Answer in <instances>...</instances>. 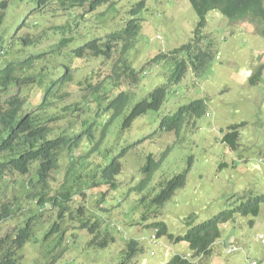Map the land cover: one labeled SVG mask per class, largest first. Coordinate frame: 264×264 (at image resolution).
Returning a JSON list of instances; mask_svg holds the SVG:
<instances>
[{
	"label": "trees",
	"instance_id": "16d2710c",
	"mask_svg": "<svg viewBox=\"0 0 264 264\" xmlns=\"http://www.w3.org/2000/svg\"><path fill=\"white\" fill-rule=\"evenodd\" d=\"M35 2V12L56 7L75 18L76 24L62 26L63 40L55 44L54 61L39 52L23 60L13 59L0 68V228L6 233L0 236V264H21L23 249L34 240L35 219L51 223L56 240L59 235L60 251L48 264H59L70 250L63 247L65 224L90 236L89 249L105 250L115 244L116 237L106 229L97 212L108 211L104 205L120 186L122 159L159 133L179 135L185 129H196L198 120L208 114L207 104L195 100L162 117L159 133L140 138L139 128L135 130L139 119L162 110L170 90L190 72L199 77L209 69L216 49L213 40L204 34L208 15L219 11L232 23L248 21L264 37V0H189L199 17L194 37L148 62L153 68L162 66L161 73L168 80L143 95L148 68L134 66L129 53L144 28L149 0ZM12 3L13 0H0V52L9 53V47L4 46L3 29ZM121 4L126 17L116 26L108 24L109 14ZM79 26L91 27L93 33L86 40L82 32L77 48L67 51L75 43L72 38ZM18 37L16 33L14 38ZM34 37L22 38L21 51L36 44L40 48ZM43 58L47 63L38 65L36 61ZM87 59L91 63L87 67L73 68L74 61ZM92 59L104 62L106 67L93 66L97 62L92 63ZM263 73L264 66H260L251 84L257 85ZM72 86L80 93L76 98L72 96ZM244 126L246 123L229 128L224 143L231 149H237L240 128ZM158 161L154 155L148 156L143 168L145 177L136 190L145 194L142 205L150 202L160 210L186 186L191 165L186 172L171 179L162 177L154 185ZM263 204L264 194L197 225L191 216L187 233L179 237L169 234L165 222H153L148 227L156 231L158 239L169 237L175 242H187L194 258H209L222 236L221 225L234 220L236 214L258 217ZM250 224L254 226L255 222ZM142 252L138 241H129L119 264H133ZM168 264L195 263L177 255Z\"/></svg>",
	"mask_w": 264,
	"mask_h": 264
},
{
	"label": "rangeland",
	"instance_id": "374dc122",
	"mask_svg": "<svg viewBox=\"0 0 264 264\" xmlns=\"http://www.w3.org/2000/svg\"><path fill=\"white\" fill-rule=\"evenodd\" d=\"M35 7V0H13L3 29L4 46L9 47V53L2 55L1 50L0 68L13 59L56 50L55 44L63 40L62 26L76 24L75 18L56 7L31 14ZM125 12L124 4L117 6V10L109 14L107 23L118 25L126 17ZM145 19L139 40L129 53L134 66L148 68L144 73L143 95L168 80L161 73L162 66L153 68L148 62L187 44L193 39L199 22L189 0H149ZM207 20L204 34L209 35L216 49L209 69L199 77L190 72L180 85L170 90L162 110L139 119L135 130L139 128L140 138L159 133L162 117L195 100L207 104L208 114L198 120L196 129H185L179 135L159 133L122 159L120 186L111 192L104 205L108 211L97 212L106 229L116 237V243L105 250L89 249L90 236L65 224L63 247L70 250L59 264H119L131 240L138 241L143 248L133 264H168L177 255L195 264H264V204L258 217L236 214L234 220L221 225L222 236L209 258H194L185 241L175 242L169 237L154 239L156 231L148 227L153 222H165L169 234L184 236L189 228V217L193 216L197 225L264 194V73L257 85L251 84L254 73L264 66V37L256 33L254 24L232 23L219 11H212ZM92 30L79 26L72 38L75 43L70 44L67 51L77 48L82 32L88 40ZM16 31L17 39L14 38ZM28 35L35 36L40 48L35 43L21 51L22 38ZM56 53L52 54L54 58L47 56L46 59L54 61ZM46 59L36 63L43 66ZM88 60L74 61L73 68L87 67L91 64ZM93 60L92 63L97 62ZM61 63H65L63 58ZM94 65L106 67L100 60ZM72 91L75 98L80 94L75 86ZM243 123L246 126L240 128V140L233 150L224 143V138L231 126ZM150 154L160 163L154 174V185L162 177L171 179L186 172L191 165L186 186L160 210L149 205L150 202L142 205L145 194L136 190L145 177L143 168ZM251 221L255 222L254 226ZM34 222V240L23 249L21 264H48L60 251L59 235L56 240L48 221L35 219ZM5 234L0 228V236ZM233 247H237V251L229 252Z\"/></svg>",
	"mask_w": 264,
	"mask_h": 264
},
{
	"label": "clouds",
	"instance_id": "9594fccd",
	"mask_svg": "<svg viewBox=\"0 0 264 264\" xmlns=\"http://www.w3.org/2000/svg\"><path fill=\"white\" fill-rule=\"evenodd\" d=\"M35 11H36V10H33V11L31 12V14L34 13ZM22 25H23V24H22ZM22 25H21V26H22ZM21 26H19V27L17 28V31H18L19 28H21ZM26 27H27V26H26ZM26 27H25V28H26ZM17 31H16V33H17ZM26 37H27V36H26ZM5 52H6V51H5ZM5 52H1L2 55H4ZM41 53H42V52H41ZM54 53H55V52H53V50H50V52H48V53H44V54L46 55L45 57H47V56H53L52 54H54ZM55 55H57V54H55ZM4 57H6V56H3L2 58H4ZM53 58H54V56H53ZM53 58H52V59H53ZM23 59H24V58H22V60H23ZM22 60H20V61H22ZM18 61H19V60H18ZM18 61H17V62H18ZM155 238L157 239V236L154 237V239H155ZM233 248H236V249H237V247H233ZM229 250H230V249H229ZM229 250H228V251H229ZM236 251H237V250H236ZM234 252H235V251H234ZM232 253H233V252H232Z\"/></svg>",
	"mask_w": 264,
	"mask_h": 264
},
{
	"label": "built area",
	"instance_id": "2783aa9c",
	"mask_svg": "<svg viewBox=\"0 0 264 264\" xmlns=\"http://www.w3.org/2000/svg\"><path fill=\"white\" fill-rule=\"evenodd\" d=\"M236 250H237L236 248H232V249L229 250V252L232 253V252H234V251H236Z\"/></svg>",
	"mask_w": 264,
	"mask_h": 264
}]
</instances>
